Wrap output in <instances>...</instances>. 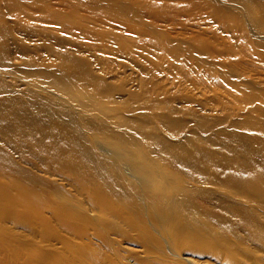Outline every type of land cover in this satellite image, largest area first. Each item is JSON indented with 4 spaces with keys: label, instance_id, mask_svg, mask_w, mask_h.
<instances>
[{
    "label": "rangeland",
    "instance_id": "374dc122",
    "mask_svg": "<svg viewBox=\"0 0 264 264\" xmlns=\"http://www.w3.org/2000/svg\"><path fill=\"white\" fill-rule=\"evenodd\" d=\"M9 1L0 0V40L5 45L0 113L18 114L35 123L41 134L35 137V129L27 128L29 138L52 137L65 151L71 145L74 156L78 149L87 150L98 165L112 161L120 170L128 167L130 171L135 168L129 160L134 159L121 149L122 136L131 132L142 138L159 125L152 120L155 115L175 121L159 132L160 138L179 146L189 142L216 152L222 144L210 145L208 139L231 138L232 132L253 137L254 144L264 140V0H136L135 8L152 2L174 20L167 32L160 20L159 33L129 32L117 21H106L77 5L78 0H20L16 4L21 13ZM36 5L42 8L41 15L29 12ZM202 7H206L204 12H200ZM144 15L143 21L152 20L145 11ZM84 23L102 33L73 28ZM163 38L169 40L168 45L159 44ZM55 80L71 83L79 97L62 91ZM18 142L21 145L20 139ZM42 153L45 148L38 144L28 148L0 141V182L24 184L59 211L99 220L104 238L82 241L101 248L104 244L116 264H178L179 258L165 247L159 249L156 242L154 252H145V232L159 236L151 218L143 225L129 218L100 217L97 204L79 194L81 187L45 173L46 165L57 160ZM187 155L191 153L187 151ZM186 174L195 172L184 167L176 181L188 188L192 183L185 180ZM212 175L214 185L202 180L200 190L213 207L216 197L229 194L217 175ZM126 177L142 192L141 186L147 183L143 177ZM9 193L18 194L16 190ZM117 199L130 204L129 199ZM184 212L191 216L187 226L197 227L202 220L198 211L187 207ZM46 216L51 218L50 213ZM51 221L56 224L53 218ZM15 233L21 235L24 230L18 228ZM84 253L91 252L85 249ZM199 257L209 259L207 254Z\"/></svg>",
    "mask_w": 264,
    "mask_h": 264
},
{
    "label": "bare ground",
    "instance_id": "6f19581e",
    "mask_svg": "<svg viewBox=\"0 0 264 264\" xmlns=\"http://www.w3.org/2000/svg\"><path fill=\"white\" fill-rule=\"evenodd\" d=\"M9 2L15 3V9L19 11L20 4L16 3L20 0ZM137 2L78 0L77 5L85 6L89 12L99 15L101 19L117 21L132 33H159L160 20L164 23L162 26L166 27L164 32H167L169 26L175 23L166 16L167 11L159 12L152 2L144 5L146 10L141 6L147 17L152 19L150 22L143 21L144 11L135 8ZM193 2L194 0H190L189 3ZM205 8L202 7L200 12H204ZM29 12L41 15L42 8L38 5L32 6ZM136 23L141 27H137ZM73 28L85 33H102L89 25L87 27L85 23L74 25ZM158 42L168 45L169 40L163 38ZM4 48L3 40H0V68L5 64H1ZM54 84L65 93L77 94L72 95L74 97L80 95L68 81L55 80ZM83 106L88 109V105ZM1 113L0 121L1 118L5 121V118H10V121H6L7 124L4 125L0 123V141L3 144L28 148H35L36 144L43 146L45 153L41 155L57 160L49 165L46 164L50 162L44 164L47 167L45 173L60 176L78 189L81 187L79 194L88 196L97 204L100 217L111 215L120 220L129 218L130 222L140 221L143 225L151 218V224L157 228L159 236L144 230L148 237H142L146 253L154 252L157 243L159 249L165 247L179 258L178 264H261L264 261V140L254 144L253 137L232 132L231 138L208 139L210 145L214 142L222 144L223 148L216 152L193 143L190 145L189 142L179 146L160 138L161 131L159 132V129L169 127L175 121L164 115H155L152 120L159 121V125L146 131L141 136L143 139L131 132L132 135L122 136L120 147L134 159L129 161L135 169L130 171L127 167L120 170L111 160L110 163L98 165L87 150L81 152L78 149L74 156L71 145H68L69 151H65L52 137L48 140L29 138L26 130L35 129V123L25 121L18 114L13 116L4 111ZM33 132L35 137L36 134H41L39 129ZM187 151L191 153L190 156ZM1 154L3 157L4 154ZM60 165L66 169L63 170ZM184 167L195 172L186 174L185 180L192 183L188 188L176 181ZM67 170L69 173L65 174ZM212 173L226 186L229 194L224 198L216 197L213 207L200 190L203 181L214 185ZM125 174L129 177H143L147 181L141 186L142 192H139L138 186L130 183ZM13 190L17 191L16 196L9 193ZM140 193L142 197L138 198ZM44 197L24 184L15 181L0 182V264H116L108 255L104 244L102 249L91 242L82 241L104 238L99 220L95 221L82 213L59 211L53 202ZM117 197L129 199L130 204H124L126 202L118 200ZM187 207L196 209L202 218L197 227L187 226L191 217L184 212ZM47 213L56 220V224L46 216ZM224 222L227 224L224 225ZM9 225H13V228ZM135 227L138 229L136 225ZM18 228L24 230V234H16ZM91 229L94 230L93 233L89 232ZM85 249H89L91 253H84ZM184 252H191L193 255H184ZM86 254H89L88 257ZM205 254L209 259H200L199 256Z\"/></svg>",
    "mask_w": 264,
    "mask_h": 264
}]
</instances>
